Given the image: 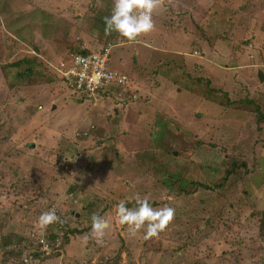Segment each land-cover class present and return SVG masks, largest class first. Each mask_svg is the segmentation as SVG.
Returning <instances> with one entry per match:
<instances>
[{
	"label": "rangeland",
	"instance_id": "374dc122",
	"mask_svg": "<svg viewBox=\"0 0 264 264\" xmlns=\"http://www.w3.org/2000/svg\"><path fill=\"white\" fill-rule=\"evenodd\" d=\"M112 7L0 0V256L27 242L24 264H107L117 253L109 264H264V124L243 108L264 113V0H165L130 44L104 34ZM106 43L109 69L135 95L65 89V56ZM208 77L229 97L208 101ZM137 196L175 209L156 238L119 223L117 204ZM49 209L63 223L42 231ZM93 213L107 222L100 243Z\"/></svg>",
	"mask_w": 264,
	"mask_h": 264
},
{
	"label": "clouds",
	"instance_id": "9594fccd",
	"mask_svg": "<svg viewBox=\"0 0 264 264\" xmlns=\"http://www.w3.org/2000/svg\"><path fill=\"white\" fill-rule=\"evenodd\" d=\"M164 5L165 0H113L111 14L104 18L105 36L115 32L121 44L138 42L139 37L154 29L153 12ZM135 200L138 205L136 208H128L125 200L117 204L116 215L119 223L122 226L127 225L132 235L145 228V240L158 237L174 219L175 209L168 206L154 209L147 198L140 199L139 196L135 197ZM91 220L90 235L100 243L107 222L96 213L92 214ZM58 222L63 223L55 210L49 209L41 213L37 220V227L43 231L49 225Z\"/></svg>",
	"mask_w": 264,
	"mask_h": 264
},
{
	"label": "built area",
	"instance_id": "2783aa9c",
	"mask_svg": "<svg viewBox=\"0 0 264 264\" xmlns=\"http://www.w3.org/2000/svg\"><path fill=\"white\" fill-rule=\"evenodd\" d=\"M112 48L107 44L89 52L87 47H83L68 54L57 68L65 89L93 98L97 97L98 91L130 89L131 81L126 76L109 69L108 56ZM37 243L43 253H49L50 246L44 238Z\"/></svg>",
	"mask_w": 264,
	"mask_h": 264
},
{
	"label": "trees",
	"instance_id": "16d2710c",
	"mask_svg": "<svg viewBox=\"0 0 264 264\" xmlns=\"http://www.w3.org/2000/svg\"><path fill=\"white\" fill-rule=\"evenodd\" d=\"M200 30V32L202 33V34H204L205 36H206V38H208V36L205 34V32H203V29L202 28H200L199 29ZM215 36L216 37H214L213 39V41H214V43L216 44V42L218 41V39H222V40H224L222 37H221V35H219V36H217L216 34H215ZM110 41V39L107 41V42H109ZM197 41L195 40L194 41V43H196ZM108 43H106L105 45H107ZM197 44V43H196ZM196 44H193V48H194V50H197V52L199 51V53H201V46H199V45H196ZM104 46V45H103ZM197 52H195V55L197 54ZM201 55L203 56V54L201 53ZM65 57H68V55H66ZM27 59H22L21 61H18L17 63L18 64H22L23 62H25ZM64 60V59H63ZM28 61V60H27ZM17 63L16 64H13V66H15V65H17ZM28 72V70H25L22 74L24 75H26V73ZM197 81H199V79H197ZM215 84H217V85H219L218 83H217V81L216 80H214V79H212V80H210V77H208V79H207V81L206 82H204V84H203V86L205 87V88H207L208 89V91L205 93V96H206V99L208 100V101H213L215 104H217V102L218 101H222V99H223V97H229L228 96V93H226L225 91H223L222 89H221V87L220 86H218V87H220V88H214L213 86L215 85ZM211 92H213L214 94H217L218 95V97H216V96H214L213 95V93H211ZM99 95H103L104 97H106L107 95H109V96H112L113 97V99H116L117 101H120V102H122V98H123V96L124 95H127L128 97H129V99L130 98H132V96L134 95L133 94V91L132 92H130V91H128V90H126V91H118V90H116V92L114 91V90H112V91H110V90H106L105 92H101V91H98L97 92ZM216 100H215V99ZM214 99V100H213ZM128 100V99H127ZM247 102L248 103H251V102H253V100H251V99H248L247 98ZM255 108H256V110H253L252 108H249V106H247V105H243V108H248L249 110H250V112L255 116V121L260 125V124H264V113L260 110V107L258 106V105H255L254 106ZM233 108H235V109H237V110H240V109H242L241 108V106H237V105H235ZM224 172L226 173V176L228 175V174H231L232 172L231 171H228L227 172V170H224ZM223 181L225 182L226 181V179L224 178L223 179ZM199 185V183H193V190L191 191V192H194V189L197 187ZM179 189H178V192L179 193H184V192H186V190L184 189V188H182V187H178ZM149 204L152 206V207H154L155 205H156V203H154V202H152V203H150L149 202ZM126 206L128 207V208H136V207H138V205H137V203H136V201H129V202H127L126 203ZM261 225L259 226V228H260V234H264V213H263V217H262V219H261V223H260ZM75 233H79V231H76ZM28 237V236H27ZM66 237V236H65ZM46 238L48 239V240H50L51 239V235H50V237H49V235H46ZM53 238H55L54 236H52V239ZM28 240H29V237H28ZM64 240V242L66 243L67 241H68V238H65V239H63ZM25 241H26V238H25ZM27 244H29V243H24L23 244V246L24 247H22V248H20V250L18 251L17 249H9L8 251L7 250H5L6 248H7V243H4L3 245H2V248H3V250H5V251H3V253L1 254V259H0V263L1 264H24V258H22V256L24 255V253L28 250V247H27ZM27 249V250H26ZM33 250H35V249H33ZM54 253H52V254H50V255H53ZM74 254V253H73ZM56 256L58 255L57 253L55 254ZM30 258L31 259H37V258H39L40 256H41V254H39L38 252H37V254L36 253H30ZM48 257V256H47ZM118 258H120V255H118V253L114 256V260L116 261ZM113 259H111L110 261H109V259L108 260H106V261H104L105 263H107V264H109V263H112V262H114L113 261ZM98 264H101V262H99Z\"/></svg>",
	"mask_w": 264,
	"mask_h": 264
},
{
	"label": "water",
	"instance_id": "95a60500",
	"mask_svg": "<svg viewBox=\"0 0 264 264\" xmlns=\"http://www.w3.org/2000/svg\"><path fill=\"white\" fill-rule=\"evenodd\" d=\"M258 79H259L260 81L263 80V75H262L260 72L258 73Z\"/></svg>",
	"mask_w": 264,
	"mask_h": 264
},
{
	"label": "crops",
	"instance_id": "0c3cea01",
	"mask_svg": "<svg viewBox=\"0 0 264 264\" xmlns=\"http://www.w3.org/2000/svg\"><path fill=\"white\" fill-rule=\"evenodd\" d=\"M135 95V94H134Z\"/></svg>",
	"mask_w": 264,
	"mask_h": 264
}]
</instances>
